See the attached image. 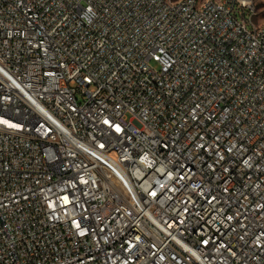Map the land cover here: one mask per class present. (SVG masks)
I'll return each instance as SVG.
<instances>
[{"label": "built area", "instance_id": "1", "mask_svg": "<svg viewBox=\"0 0 264 264\" xmlns=\"http://www.w3.org/2000/svg\"><path fill=\"white\" fill-rule=\"evenodd\" d=\"M257 14L0 0V264H264Z\"/></svg>", "mask_w": 264, "mask_h": 264}, {"label": "rangeland", "instance_id": "2", "mask_svg": "<svg viewBox=\"0 0 264 264\" xmlns=\"http://www.w3.org/2000/svg\"><path fill=\"white\" fill-rule=\"evenodd\" d=\"M256 9H257V16H256V22L264 23V0H254ZM80 100H83V98H80Z\"/></svg>", "mask_w": 264, "mask_h": 264}]
</instances>
